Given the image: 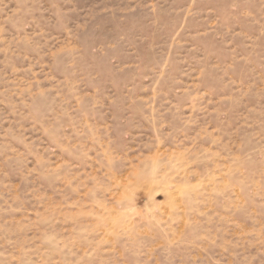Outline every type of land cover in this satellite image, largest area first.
Segmentation results:
<instances>
[{
    "label": "rangeland",
    "instance_id": "obj_1",
    "mask_svg": "<svg viewBox=\"0 0 264 264\" xmlns=\"http://www.w3.org/2000/svg\"><path fill=\"white\" fill-rule=\"evenodd\" d=\"M0 264H264V0H0Z\"/></svg>",
    "mask_w": 264,
    "mask_h": 264
}]
</instances>
